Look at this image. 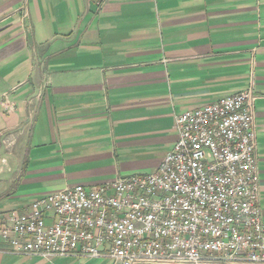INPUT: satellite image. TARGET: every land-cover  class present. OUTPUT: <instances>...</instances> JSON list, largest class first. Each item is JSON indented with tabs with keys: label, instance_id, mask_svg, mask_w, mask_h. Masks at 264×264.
Masks as SVG:
<instances>
[{
	"label": "crops",
	"instance_id": "crops-1",
	"mask_svg": "<svg viewBox=\"0 0 264 264\" xmlns=\"http://www.w3.org/2000/svg\"><path fill=\"white\" fill-rule=\"evenodd\" d=\"M250 84L264 221V0H0V226L46 193L156 170L176 115ZM8 249L0 264H112Z\"/></svg>",
	"mask_w": 264,
	"mask_h": 264
},
{
	"label": "built area",
	"instance_id": "built-area-1",
	"mask_svg": "<svg viewBox=\"0 0 264 264\" xmlns=\"http://www.w3.org/2000/svg\"><path fill=\"white\" fill-rule=\"evenodd\" d=\"M255 99L250 84L176 115L177 140L156 170L46 193L8 213L1 239L15 255L264 264Z\"/></svg>",
	"mask_w": 264,
	"mask_h": 264
}]
</instances>
